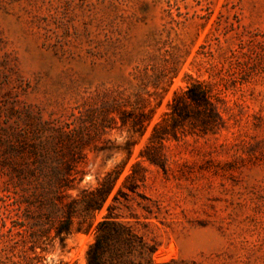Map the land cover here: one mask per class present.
Masks as SVG:
<instances>
[{
    "label": "rangeland",
    "instance_id": "obj_1",
    "mask_svg": "<svg viewBox=\"0 0 264 264\" xmlns=\"http://www.w3.org/2000/svg\"><path fill=\"white\" fill-rule=\"evenodd\" d=\"M195 82L223 126L152 142ZM48 146L73 198L113 172L62 237L26 170ZM108 214L154 264H264V0H0V264H87Z\"/></svg>",
    "mask_w": 264,
    "mask_h": 264
},
{
    "label": "trees",
    "instance_id": "obj_2",
    "mask_svg": "<svg viewBox=\"0 0 264 264\" xmlns=\"http://www.w3.org/2000/svg\"><path fill=\"white\" fill-rule=\"evenodd\" d=\"M121 112L122 123L126 122ZM148 120V113L139 111L133 121L134 127H142ZM223 126L222 118L207 89L199 82L190 84L186 90L177 94L170 105L169 114L153 132V141H163L167 136L176 137L179 132L205 135L215 133ZM51 147L36 149L43 153L35 156L27 166L30 177L40 181L42 205L50 228L55 235L62 237L70 232L72 220L77 214V206L82 205L81 213L92 216L100 209L110 188L108 173L106 179L94 190L81 191V198L71 197L67 191L74 189L77 177L76 161L58 154H51ZM35 154V153H34ZM68 199V200H67ZM155 247L149 245L132 228L118 222L111 214L100 220L95 227V239L87 250V264H154ZM171 264V263H166Z\"/></svg>",
    "mask_w": 264,
    "mask_h": 264
}]
</instances>
